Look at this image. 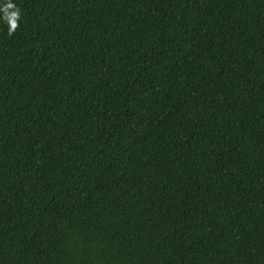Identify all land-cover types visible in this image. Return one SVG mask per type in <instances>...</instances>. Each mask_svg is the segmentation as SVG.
I'll return each mask as SVG.
<instances>
[{
    "label": "trees",
    "instance_id": "1",
    "mask_svg": "<svg viewBox=\"0 0 264 264\" xmlns=\"http://www.w3.org/2000/svg\"><path fill=\"white\" fill-rule=\"evenodd\" d=\"M12 2L0 264H264V0Z\"/></svg>",
    "mask_w": 264,
    "mask_h": 264
},
{
    "label": "clouds",
    "instance_id": "2",
    "mask_svg": "<svg viewBox=\"0 0 264 264\" xmlns=\"http://www.w3.org/2000/svg\"><path fill=\"white\" fill-rule=\"evenodd\" d=\"M20 18V9L12 0H0V22L6 25L9 35L16 30Z\"/></svg>",
    "mask_w": 264,
    "mask_h": 264
}]
</instances>
